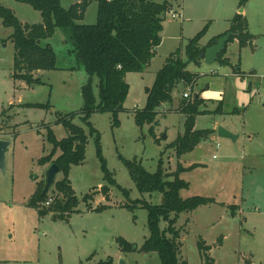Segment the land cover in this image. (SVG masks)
I'll return each instance as SVG.
<instances>
[{
	"label": "rangeland",
	"instance_id": "rangeland-1",
	"mask_svg": "<svg viewBox=\"0 0 264 264\" xmlns=\"http://www.w3.org/2000/svg\"><path fill=\"white\" fill-rule=\"evenodd\" d=\"M78 1L81 0H60V5L68 8ZM178 1L180 7L174 4L172 9L181 12L183 8L184 21L171 19L165 14L162 41L149 68L143 73L126 74L125 80L129 84L124 102L126 110L118 113V125H113L110 112L96 111L90 116L91 125L100 135L105 166L116 182L113 186L104 178L101 161L96 156L94 135L89 133L81 118V86L89 76L79 68L81 66L77 65L70 52L69 29L56 28L54 34L42 42L53 48L56 68L36 71L34 77H39L41 83L28 85L23 79L12 77V28L2 25L0 19V135L8 134L5 137L8 141L6 170L2 172L0 169V264H97L107 259H111L112 264H160L156 252H124L118 242L121 237L139 248L148 235L146 209L141 206L129 209L123 206L125 203L141 200L159 204L162 201L161 193L140 192L136 188L123 162V159L134 158L148 172H154L162 158L168 174L175 171L179 161L186 168L180 178L189 183L187 188L180 190V196L199 195L215 201L178 217L174 226L179 230L180 262L264 264V0H247L244 8L250 30L256 36L254 50L251 51L249 42L240 54L236 44H230L227 49L228 56L237 57L235 62L240 55V65L257 67L258 75L248 76L254 85L250 88L251 93L246 90V79L242 80L244 91L233 82L228 94L232 97L226 101L228 104H224L223 112L199 114L195 119V128L208 129L210 134L179 158L173 149L166 146L183 133V114L171 111L163 115L162 106L157 108L155 135L158 140L155 141L147 124L137 125L132 109L145 105V86L152 85L167 53L177 47L183 51L187 40L206 24L205 39L217 33L219 30L216 29L226 24L225 12H230L239 0ZM0 3L12 9L21 23L42 21L40 12L26 3L16 0H0ZM96 11L97 2L92 0L83 18L76 22L96 23ZM216 66L221 68L217 61L212 64L203 62L201 67L189 63L186 69L197 73L194 76L196 80L207 67ZM223 68L219 75L226 74L227 70ZM218 78L221 77L209 83V98L213 100L215 92L222 87ZM91 79L97 97L98 79L96 76ZM195 80L186 87L178 84L173 89L172 108L178 106L180 99L185 100L181 93L189 86L192 89ZM204 84V80L197 82L193 95ZM240 91L243 100L238 96ZM163 108L168 106L165 104ZM234 108L238 111L233 112ZM69 114H73L72 122L81 126L87 136L83 162L70 166L68 171L78 204L66 219L54 220L51 213L39 217L37 210L27 202L37 183L44 181V172L50 164L40 165L38 160L51 150L48 129L56 139L67 135L58 119ZM219 127L236 135L237 139L219 136ZM61 178L62 173L58 172L55 181ZM103 185L109 186L108 199L100 193ZM90 193L92 200L83 201L84 195ZM55 195L52 185L48 190V200L51 202ZM234 203L243 204V214L236 210L234 216L230 215V205ZM87 204L92 209H88ZM100 205H105L104 209L93 210ZM159 226L162 229L166 223L160 220ZM198 241L207 246L205 256L197 246Z\"/></svg>",
	"mask_w": 264,
	"mask_h": 264
},
{
	"label": "trees",
	"instance_id": "trees-1",
	"mask_svg": "<svg viewBox=\"0 0 264 264\" xmlns=\"http://www.w3.org/2000/svg\"><path fill=\"white\" fill-rule=\"evenodd\" d=\"M30 5L40 12L42 21L39 23H21L12 9L0 3V19L2 25L11 27L10 39L13 43V74L16 79H23L28 85L40 84L39 77H34L38 70H54L56 68V56L49 43H42L50 38L56 28L69 29L71 50L79 68H82L89 76L87 82L81 86L82 107L80 114L83 122L94 135L96 156L101 161V169L104 178L110 186L116 185L111 172L105 166V160L101 155L100 135L89 121L93 112H110L113 125L119 123L118 113L124 111V102L128 94L129 84L125 75L129 72H144L155 55L156 48L161 42L160 32L165 13L178 0H95L97 2L96 23L80 24L85 10L92 0H81L71 4L68 8L60 5V0H16ZM247 0H239L241 8ZM207 30V24L193 37L189 38L183 51L180 49L170 53L162 66L155 73V78L150 87L145 88L146 102L142 108H134L132 113L135 122L140 127L148 125V131L154 140L155 125L157 124L156 109L162 104L171 102L172 91L178 84L188 85L194 81L195 74L188 71L187 65H198L205 49L214 44L216 40L230 33L223 50L217 55L216 61L220 65L232 66L229 59L224 57L227 44L235 38L239 47L245 46L252 35L248 31L247 22L242 13H235L230 20V26L224 33L211 38L204 46L200 45V39ZM238 71L237 65L232 66ZM92 76L98 79V95L94 94ZM202 99L198 94H191L190 99L181 102L179 111L185 116L182 134L167 144L166 148L175 151L179 158L184 153L192 151L201 139L210 134L208 129H194L196 115L205 113L201 108ZM73 114L60 117V122L67 131V135L56 139L51 129L47 130V139L51 150L40 157V165L55 163L62 178L53 183L57 195L48 202V191L42 194L44 181L36 185L35 192L28 200V205L35 208L39 217L48 213L52 219H66L78 204L74 191L68 179L70 166L83 162L87 136L85 130L72 122ZM123 162L128 169L130 178L134 181L140 192H159L162 201L159 204H150L146 201L135 200L132 204L123 206L133 209L141 206L147 212L148 235L142 245L137 248L123 238H118L119 245L124 252L139 251L142 253L156 252L160 264H186L179 261L180 249L179 230L175 223L182 213H189L201 205L214 203L213 198L194 195L181 197L180 190L187 188L189 183L180 178V174L186 169L179 161L172 174H168L160 158L154 172L146 171L136 159ZM171 176V179L168 177ZM125 194L127 193L126 190ZM100 193L108 199L109 186L100 187ZM92 195L85 194L83 201L92 200ZM105 205L96 206L94 211H101ZM88 209H92L87 204ZM233 210V209H232ZM166 223L160 228L159 222ZM202 241V240H201ZM197 243L199 250L206 255L207 246L203 242ZM97 264H112L111 259L99 261Z\"/></svg>",
	"mask_w": 264,
	"mask_h": 264
},
{
	"label": "crops",
	"instance_id": "crops-1",
	"mask_svg": "<svg viewBox=\"0 0 264 264\" xmlns=\"http://www.w3.org/2000/svg\"><path fill=\"white\" fill-rule=\"evenodd\" d=\"M159 1H161V0H159ZM247 2V1H246ZM246 4V3H245ZM245 4L241 7V8H239V2H238V4L235 6V7H233V9H231L230 10V12L228 11V12H225V15H223L224 17V21L226 22V24L224 25V26H222V27H220V29H216V30H219V31H217V33H215L214 35H212L211 37L209 36L208 38H206L205 39V35L207 34V31L208 30H206V32H205V34L202 36V38L200 39V45L201 46H204V45H206L207 43H208V41L211 39V38H213V37H215V36H217V35H219V34H222V33H224L226 30H228V28H229V26H230V20H231V18L233 17V15L235 14V13H242L243 15H244V17H245V19H246V22H247V27H248V31H249V33L252 35V39L249 41L250 42V46H251V51H253L254 50V48H253V46H254V42H255V34L253 33V31H251L250 30V23L248 22V20H247V14H246V12H245V10H244V8H245ZM180 6H178V8H179ZM181 12H182V14H181ZM180 12V19H182V21H184V16H183V8H182V11ZM259 19H260V22H262L263 23V20H262V18L261 17H259ZM188 20V19H187ZM162 24H163V22H162ZM181 24H182V22H181ZM208 29V28H207ZM162 31H163V25H162V30H161V32H160V37H161V41H162ZM172 40L174 41L175 40V38H173L172 37ZM177 40V39H176ZM160 44H161V42H160ZM160 44H159V46H160ZM230 44H236L237 45V47H238V52H239V54H240V51L243 49V48H245L246 46H247V44L245 45V46H242V47H239V45H238V41H237V39L235 38L233 41H231V42H229L228 44H227V47H226V52H225V54H224V57H226V58H228L229 59V61H230V63H231V65L233 66V65H237V67H238V71H236V70H233V68H232V66H226V65H220V64H218L221 68H223V69H226L227 70V72H226V74H223V75H219L218 73L219 72H221V68H219L218 66H216V68H213V67H207V69L203 72V73H199V75H198V78H196V80H195V78H194V80H195V82L193 83V86H192V89H191V93L193 94V87L196 85V83L197 82H199L200 80H204L205 81V84H204V87L197 93L199 96H200V98L203 100V104H202V106H201V108L203 109V110H205V113H207V114H211V113H213V112H218V113H221V112H223L224 111V104L226 105V104H228L226 101H228L229 100V98H230V96L231 95H229L228 96V94L230 93V90H231V86H233V82H234V85L235 84H238V85H240L241 86V88L243 89V91H244V89H245V83L242 81V80H247V88H246V90L247 91H249V93H251V87L252 86H254L253 85V82H252V80H250V79H248V76L250 75H253V76H256V75H258L257 73H256V70H255V68H257L255 65H250V66H248V67H244L243 65H240V55H239V57H238V59H237V62H235V60H236V56L235 55H232V57H231V55H227V49H228V47H229V45ZM158 46V47H159ZM174 46V45H173ZM158 47L156 48V52H157V49H158ZM177 49H180V47H177V48H175L173 51H169L167 54L169 55L170 53H172V52H174L175 50H177ZM181 50V49H180ZM156 52H155V55H156ZM155 55H154V57H155ZM168 55H166L165 56V58L168 56ZM153 57V58H154ZM153 58H152V60H153ZM165 58H164V60H165ZM152 60H151V62H152ZM164 60H163V62H164ZM151 62H150V64H151ZM163 62H162V64H163ZM203 63V58H202V60H201V62L198 64V65H195L194 64V66H196V67H201V64ZM193 64V63H192ZM150 66V65H149ZM149 66H148V68H149ZM162 66V65H161ZM147 68V69H148ZM146 69V70H147ZM145 70V71H146ZM245 70H249V72L248 73H246L245 72ZM144 71V72H145ZM191 72V71H190ZM139 73H143V72H138V74ZM192 73H194V74H197L196 72H192ZM217 75V76H216ZM125 77H126V75H125ZM216 77H221V78H218V81H219V83H220V86H222L221 88H220V90H218V91H216L215 92V96H214V100L213 99H210L209 98V93H208V88H209V83H210V81L212 80V79H216ZM235 79H234V78ZM237 77V78H236ZM183 85V84H182ZM183 86H185L186 87V85H183ZM258 86V85H257ZM146 87H148V86H145V88ZM258 88H259V86H258ZM185 91V89H183V91H182V93H181V97H182V94H183V92ZM256 94V93H255ZM238 96H239V98H240V100H243L244 99V96L243 95H241V91L238 93ZM253 96H254V94H253ZM180 97V98H181ZM232 97V96H231ZM183 98V97H182ZM184 99V98H183ZM248 99V94L246 95V100ZM172 101V100H171ZM181 102H182V100L180 99V102H179V104H178V106L177 107H175V108H172L171 107V104H170V102H167V103H164V104H162L161 106H162V110H163V112H162V114L164 115V113H167V112H171V111H174V112H180L179 111V107H180V105H181ZM226 102V103H225ZM166 104V106H168V108H163V105H165ZM167 104H169V105H167ZM161 106L160 107H158V108H161ZM215 107V108H214ZM125 108V107H124ZM134 108H138V107H134ZM133 108V109H134ZM142 108V107H141ZM132 109V110H133ZM168 109V110H167ZM125 110H126V108H125ZM160 110V109H159ZM236 111H238V109H236V108H234L233 109V112H236ZM182 113V112H181ZM183 114V113H182ZM204 114V113H203ZM183 116H184V114H183ZM197 116H199V115H196V117ZM196 117H195V119H196ZM184 119H185V116H184ZM184 119H183V122H184ZM194 129H199V128H195V123H194ZM199 130H201V129H199ZM11 134V133H10ZM8 135V134H7ZM7 135H0L1 137L0 138H2V139H5V140H7L5 137L7 136ZM236 139H237V137H236ZM216 147H217V145H216ZM193 165L195 164V165H199L198 163H192ZM255 202V201H254ZM215 203V202H214ZM212 204V203H211ZM254 204V203H253ZM210 205V204H209ZM233 209L232 211H230V215H232V216H234L235 215V211L237 210V212L238 213H241V214H243L244 213V206H243V204L242 203H237V204H231L230 205V209ZM194 211V210H193ZM190 213V212H189ZM181 215V214H180ZM179 215V216H180ZM188 215V214H187Z\"/></svg>",
	"mask_w": 264,
	"mask_h": 264
},
{
	"label": "water",
	"instance_id": "water-1",
	"mask_svg": "<svg viewBox=\"0 0 264 264\" xmlns=\"http://www.w3.org/2000/svg\"><path fill=\"white\" fill-rule=\"evenodd\" d=\"M230 33H226L220 36L216 42L210 46H208L203 53V62L206 64H212L216 61L217 55L223 50L224 44L227 42ZM250 44V42H249ZM218 135L221 137H228L232 140L236 139V135L231 134L225 129L219 127ZM8 146V141L0 138V169L2 172L6 170V162H5V150ZM59 172V168L55 163H51L44 172V183L42 188V194L46 193L55 182V177ZM246 264H250L246 262Z\"/></svg>",
	"mask_w": 264,
	"mask_h": 264
},
{
	"label": "built area",
	"instance_id": "built-area-1",
	"mask_svg": "<svg viewBox=\"0 0 264 264\" xmlns=\"http://www.w3.org/2000/svg\"><path fill=\"white\" fill-rule=\"evenodd\" d=\"M165 14H168L171 19L180 18V12H177L176 10H173L172 8L169 9ZM191 86L187 87V89L183 92L182 97L184 99H190L191 98ZM50 200L45 203V205H48Z\"/></svg>",
	"mask_w": 264,
	"mask_h": 264
}]
</instances>
